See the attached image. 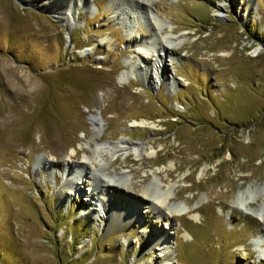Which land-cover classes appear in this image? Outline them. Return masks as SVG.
Masks as SVG:
<instances>
[{
	"label": "rangeland",
	"instance_id": "rangeland-1",
	"mask_svg": "<svg viewBox=\"0 0 264 264\" xmlns=\"http://www.w3.org/2000/svg\"><path fill=\"white\" fill-rule=\"evenodd\" d=\"M48 2L0 0V264H264V0H87L72 28ZM146 10L183 34L170 89L131 77L169 31ZM120 139L143 156L86 161ZM158 179L196 218L141 199Z\"/></svg>",
	"mask_w": 264,
	"mask_h": 264
},
{
	"label": "bare ground",
	"instance_id": "bare-ground-1",
	"mask_svg": "<svg viewBox=\"0 0 264 264\" xmlns=\"http://www.w3.org/2000/svg\"><path fill=\"white\" fill-rule=\"evenodd\" d=\"M41 2L42 0H26V2ZM144 1V4L149 5L147 2H151L152 0H142ZM49 6H51L52 11L56 14L59 13L60 18L64 23H66V26L69 28H72L74 25H76V16L79 12V9H84L87 6V0H70L68 1V5L64 6L63 0H49L48 3ZM251 3L248 1L246 4L249 6ZM47 5H44L48 7ZM146 10L145 12L148 13L150 18L153 15V19L155 20L154 23L157 26V29L161 32L166 31V27L169 28L168 32H165L162 34L161 39L157 40V42L154 44V47L152 49H149V51H146L144 53V57H149L151 59L150 62H146L140 60L139 65H134L131 70V77L136 78L135 75L143 80L145 84L149 86H160L161 83H167L168 88H173L175 85V80H172L169 74V71L167 70V63H166V56H171V52L181 47L184 44V38L183 34L177 35L174 33L172 25H170L167 21L164 19L156 16L154 12L150 10ZM225 11L224 6L218 7V12ZM151 14V15H150ZM148 17V16H147ZM141 49H139L138 53H141ZM125 76V74H124ZM128 76V75H127ZM146 122V121H145ZM144 123V122H143ZM142 124V123H141ZM95 148L92 149L91 156L86 154V161H91L95 159H100L103 155H106L108 153L117 155L121 152H126L129 154H133L139 157H142L146 144L144 142L137 143L134 141H130L127 139H120L116 142H101L96 141ZM76 153V151H75ZM149 153V152H148ZM85 161V162H86ZM99 162V161H98ZM90 162H87L89 165ZM103 166V164H100ZM100 171L102 169L98 168ZM97 169V170H98ZM98 170V171H99ZM205 171V169H204ZM82 173V172H81ZM101 184H102V190H96L97 187L93 189V191L89 194L90 199H95V196H98V201L101 203L103 212L108 213V210L112 207L110 206L108 194L112 192L113 189L119 190L120 188H123L126 184L123 179V177L117 179L116 176H100ZM162 181V180H161ZM101 186V185H100ZM81 188V187H78ZM77 188V189H78ZM171 188H173L172 184L170 185H164L162 187V183L160 180H152L148 185L143 188H141V199L146 201V204L148 206H151L155 209H161L166 208L171 215L173 214H187L190 217L196 218V215L194 214L196 208H190L189 206H183L181 204L173 203L171 204L172 197L176 194L175 192H172ZM261 194V188L256 187H248L241 191V193L238 195L239 201L242 203H248L250 202V198L252 195H260ZM95 195V196H94ZM143 197V198H142ZM137 206V204H136ZM138 213L137 209H133L131 213ZM253 215H255L257 218L260 219V221L264 222V202H261L256 210L254 211ZM166 240L168 238L164 237Z\"/></svg>",
	"mask_w": 264,
	"mask_h": 264
}]
</instances>
